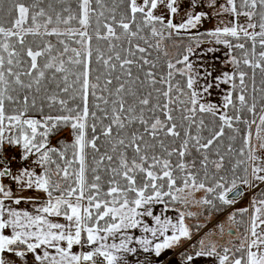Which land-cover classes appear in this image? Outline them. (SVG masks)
Instances as JSON below:
<instances>
[{
	"label": "snow or ice",
	"instance_id": "1",
	"mask_svg": "<svg viewBox=\"0 0 264 264\" xmlns=\"http://www.w3.org/2000/svg\"><path fill=\"white\" fill-rule=\"evenodd\" d=\"M4 12L0 264H128L138 248L159 257L192 238L185 217L194 213L176 204L203 191L195 203L231 206L244 187L249 206L227 218L236 239L218 245L220 224L183 264H264V0H9L6 9L0 0ZM183 35L222 45L231 70L214 66L218 56L205 67L217 47L199 67L191 45L170 56L165 41ZM65 128L72 141L53 144ZM8 149L19 153L9 159ZM13 161L24 166L14 172ZM156 204L173 206L176 222L154 215Z\"/></svg>",
	"mask_w": 264,
	"mask_h": 264
},
{
	"label": "crops",
	"instance_id": "2",
	"mask_svg": "<svg viewBox=\"0 0 264 264\" xmlns=\"http://www.w3.org/2000/svg\"><path fill=\"white\" fill-rule=\"evenodd\" d=\"M182 3H184V0H181ZM185 9L187 8V4L185 3ZM198 11L200 9H197ZM217 23L216 19H212L210 21L206 20L203 28L201 31H204L205 29H211L213 28ZM200 42V41H199ZM199 42H196L192 44L191 46L194 48V54L190 57V59L194 62V65L196 67L200 66L202 53L204 50L208 47H217L220 49L219 52L208 54L207 56H203V62L205 63V67L210 66L209 62L212 61L214 56L220 57L219 61H216L215 67L217 69H223V70H231V66H226L222 63V61L225 59V52L227 49H225L222 45H215L214 43H208V47L199 46L197 47V44H200ZM214 93H216L214 91ZM217 96V94H216ZM22 167V166H21ZM15 191V187H14ZM19 194V193H16ZM25 196H43V193H36V192H25L23 193ZM21 208H27L28 210L32 211L34 210L30 204H21ZM163 205L156 204L152 206L153 214L154 215H160L161 219L163 220L165 217H168L172 220L173 223L176 222L178 219V213L174 210H172L173 207H169L168 211H163ZM143 220L149 224L150 227H157L155 221L151 217H143ZM187 226L191 223H185ZM190 226V225H189ZM192 232V238L191 240L183 239L178 245H174L172 248L164 249L161 252V255L157 257L153 251L144 252L138 248L137 245H133L138 248V251L135 254H125L128 264H183V256L182 253H191L192 252V245H194L196 241V236L199 234V232L202 231V229L194 230L191 227H189ZM133 234L136 236H142L145 235L140 229H134L132 230ZM150 239H152L151 234H147ZM167 235H171V229H169ZM235 238V237H233ZM163 237H158L156 239V242H160ZM232 240V239H231ZM225 242H218V245H223ZM197 245V244H196ZM79 247L74 248V251H79ZM223 254V253H221ZM193 264H218V261L215 259V257H205V258H198L195 261H193Z\"/></svg>",
	"mask_w": 264,
	"mask_h": 264
},
{
	"label": "rangeland",
	"instance_id": "3",
	"mask_svg": "<svg viewBox=\"0 0 264 264\" xmlns=\"http://www.w3.org/2000/svg\"><path fill=\"white\" fill-rule=\"evenodd\" d=\"M203 39H207V38H203ZM171 41L172 40L165 41V45H168V44L171 45L172 44ZM173 44H174V42H173ZM173 44H172V47H173ZM200 45L203 47H208L207 46L208 43L200 44ZM182 46L183 45L181 44V48H182ZM168 51H169V54L171 52H173L174 54H177L178 49L169 48ZM211 99L213 101H216L218 99V97L216 96V93L213 92V96L211 97ZM65 130H67V129H65ZM254 143H257V142L254 140ZM257 147H258V143H257ZM18 153H19V149H8L4 154L7 157H12L13 155H18ZM16 162H18V161H16ZM18 165L24 166L21 163ZM243 192H244V195H242L240 198H238L237 202L234 205L229 206L228 209H230L232 207L244 208V207L249 206L250 200L253 196V192H252V190H250L246 187L243 188ZM204 196H205V193L203 191L195 192L188 197V199H189V201H191V203H189L188 205H180L178 207H175V208H179L180 210H182L186 213L187 212L194 213V215H192V216L186 215L185 223H187V224L191 223V224H189L190 226L188 225V227H191L194 230L198 231L199 229H202V231L199 232V234H197V236H196L197 238H196V241L194 242L195 244H198V241L200 239L205 238L206 234L216 233L218 231V225H220V224L224 225V231L225 230L227 231V229H229L230 226L233 227L232 224L230 223V221H228V219H227L228 215L231 213V212H227L228 209L225 211V212H227V214H226L227 216L225 214H223L224 212L220 215H216L213 213L207 214L203 210L205 205L195 203V201L200 200ZM247 219H248V217H247ZM197 225H199V228H197ZM226 231L224 233L225 235H227ZM241 231H242V229H241ZM227 236H229V235H227ZM228 239H233L232 241H234L236 238H233V236H230ZM213 240L218 244V242L221 241V238L217 234V235L213 236ZM205 242L207 243V240Z\"/></svg>",
	"mask_w": 264,
	"mask_h": 264
},
{
	"label": "trees",
	"instance_id": "4",
	"mask_svg": "<svg viewBox=\"0 0 264 264\" xmlns=\"http://www.w3.org/2000/svg\"><path fill=\"white\" fill-rule=\"evenodd\" d=\"M8 4H9V0H5V9L8 7ZM0 15H5L6 16V12L0 13ZM203 38H207V37H201V39H203ZM207 39H210V38H207ZM171 42H172V44L174 42L173 47H172V44L171 45L170 44L165 45L167 47V49H169V48L178 49L177 48V45H180L181 46V44H182L183 45L182 47H184V46L192 45V44H194L196 42H199V40L198 39L197 40H189L187 35H183L181 38L174 37ZM236 54L238 55L239 53L237 52ZM175 55L176 54H174L173 52L170 53V56H175ZM259 80H260V77L258 75L257 76V84L258 85H259ZM177 119H179V114L178 113H177ZM205 121H206V123L209 124V127H213L214 124H215V122L213 121V118L211 116H206L205 117ZM241 127H243V126L241 125ZM65 129H67V130H65ZM65 129H63V131H60L55 136H53V138H52V143L53 144H56L57 141H63V142H66V143H70L72 141V135L70 133V130L68 128H65ZM226 132H227V134L224 137V143L221 146V150L222 151L224 150V147H226V145L229 143L228 136L231 135V130H226ZM205 135H207V132H205ZM232 143H233L234 147L238 148L240 146L239 137L237 138L236 141H234ZM211 158L212 159H215V156H213ZM229 161H231L232 163H234L235 162V158L234 157H227L226 158V167L229 165ZM221 174H224V173L222 172ZM238 174H240V173H238ZM261 187H264V185H262ZM209 198H211V197H209ZM216 204H217V208L216 209H213L210 206H204V209H203L204 212H206L207 214H212L213 213V214H216V215H220V214H222L224 212L223 214L226 215L227 212H231L232 213L233 211H235L237 209H240V207H236V208L232 207V208L228 209L229 206H227V205H220L219 202H216ZM180 205L181 204H176L174 207H178ZM170 207H173V206L170 205ZM226 210H227V212H225ZM247 217L248 216L245 215L243 217V220L244 221H247ZM236 219L237 220H241V217L240 216H237ZM232 226L235 227V225H232ZM232 240L229 239L228 241H232ZM223 245H225V244H223ZM226 246H231V245L228 244Z\"/></svg>",
	"mask_w": 264,
	"mask_h": 264
},
{
	"label": "built area",
	"instance_id": "5",
	"mask_svg": "<svg viewBox=\"0 0 264 264\" xmlns=\"http://www.w3.org/2000/svg\"><path fill=\"white\" fill-rule=\"evenodd\" d=\"M8 158L11 159V157H8ZM15 162L13 161V163H12V168H13L14 172L17 171L21 167V165H18L20 163H18V162L15 163Z\"/></svg>",
	"mask_w": 264,
	"mask_h": 264
},
{
	"label": "flooded vegetation",
	"instance_id": "6",
	"mask_svg": "<svg viewBox=\"0 0 264 264\" xmlns=\"http://www.w3.org/2000/svg\"><path fill=\"white\" fill-rule=\"evenodd\" d=\"M225 231H226V230H225ZM225 231H224V233H225ZM226 234L228 235V229H227V231H226ZM227 235L224 234L223 239H221L220 242H222V241H223V242L228 241V240H229L228 238H229L230 236H227ZM227 239H228V240H227Z\"/></svg>",
	"mask_w": 264,
	"mask_h": 264
},
{
	"label": "water",
	"instance_id": "7",
	"mask_svg": "<svg viewBox=\"0 0 264 264\" xmlns=\"http://www.w3.org/2000/svg\"><path fill=\"white\" fill-rule=\"evenodd\" d=\"M240 198V197H239Z\"/></svg>",
	"mask_w": 264,
	"mask_h": 264
}]
</instances>
